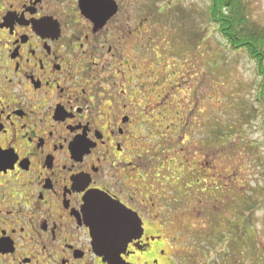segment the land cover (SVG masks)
Listing matches in <instances>:
<instances>
[{"label": "flooded vegetation", "instance_id": "af4514ba", "mask_svg": "<svg viewBox=\"0 0 264 264\" xmlns=\"http://www.w3.org/2000/svg\"><path fill=\"white\" fill-rule=\"evenodd\" d=\"M131 7V0H0V264H110L95 235L111 233L86 207L85 180L154 226L147 244L129 241L137 255L155 250L180 264L171 219L149 211L159 208L153 186L163 180V148L142 144L148 127L173 116L179 84L161 73L140 32L147 20L133 26ZM114 236L111 249L124 256L125 237Z\"/></svg>", "mask_w": 264, "mask_h": 264}, {"label": "rangeland", "instance_id": "374dc122", "mask_svg": "<svg viewBox=\"0 0 264 264\" xmlns=\"http://www.w3.org/2000/svg\"><path fill=\"white\" fill-rule=\"evenodd\" d=\"M247 1L252 20L264 27V0ZM131 4L132 25L143 15L147 21L140 32L159 56L161 73L172 72L179 84L168 117L173 116L147 128V138L158 135L160 143L142 142L149 152L155 147L164 152L163 180L153 184L159 192L152 203L159 208L149 211L154 216L165 211L171 219L168 230L179 233L174 252L180 264H264V203L243 238L236 239L228 223L241 222L246 198L264 191V122L256 102L262 78L256 62L245 51L228 49L210 21V0ZM193 32L205 35L203 46L192 42ZM170 201L178 209L172 215Z\"/></svg>", "mask_w": 264, "mask_h": 264}, {"label": "trees", "instance_id": "16d2710c", "mask_svg": "<svg viewBox=\"0 0 264 264\" xmlns=\"http://www.w3.org/2000/svg\"><path fill=\"white\" fill-rule=\"evenodd\" d=\"M208 15L227 42L230 51H245L256 62L257 74L262 78L256 88V102L260 104L262 122H264V27L252 20L247 0H210ZM191 40L197 44L202 43L203 46L205 35L193 32ZM220 56L222 60L226 57L223 54ZM250 108L255 111L253 105H250ZM263 203L264 191L259 189L256 191V196L254 193L246 198L245 205L238 216L242 221L239 222V219L233 222L228 221L236 231L233 235L236 239L241 236L243 238L247 234L246 230L253 227L254 212Z\"/></svg>", "mask_w": 264, "mask_h": 264}, {"label": "snow or ice", "instance_id": "6c2138e0", "mask_svg": "<svg viewBox=\"0 0 264 264\" xmlns=\"http://www.w3.org/2000/svg\"><path fill=\"white\" fill-rule=\"evenodd\" d=\"M107 2L108 0H97V3L102 6L106 5ZM0 148H3V144H0ZM13 163L14 161H9L7 166L12 167ZM3 165L4 160L0 157V167ZM81 191L86 193L89 207L98 215L101 231L107 229L118 237L121 235L125 237L123 246L120 247V252L125 253V255L117 256L119 264H124L126 260L128 264H167V262L160 260L155 250L144 256H139L136 251L139 245L137 244L136 247L129 245V241L141 237H143V243L147 244L152 237L158 234L153 225L138 219L124 207L104 201L99 193L89 187L87 180L84 181ZM152 247L155 249L157 246L152 245Z\"/></svg>", "mask_w": 264, "mask_h": 264}, {"label": "water", "instance_id": "95a60500", "mask_svg": "<svg viewBox=\"0 0 264 264\" xmlns=\"http://www.w3.org/2000/svg\"><path fill=\"white\" fill-rule=\"evenodd\" d=\"M87 0H84V2H86ZM85 6L86 7H88L86 4H85ZM87 9H89V8H87ZM90 10V9H89ZM104 201H107V202H109L108 200H105L104 199ZM112 203V202H111ZM113 204V203H112ZM87 209L88 210H90L91 211V214L93 215V216H96L97 214H95L94 212H93V210L89 207V202H88V200H87ZM91 215V216H92ZM133 215H135V214H133ZM93 216H92V218H93ZM137 218H138V216L137 215H135ZM95 219H97V218H95ZM139 219V218H138ZM98 222H99V220H98ZM99 224H100V222H99ZM104 231H106V230H104ZM108 232H110L111 233V236H99L98 234H96L95 235V240H96V242L97 243H99L100 244V246H99V248L100 249H98V253H99V255L100 256H102L103 258H104V261L105 262H109L110 264H119V262H118V260H117V256L119 255V253L116 251V252H114L112 249H111V244H110V241H111V239L113 240L114 238H115V236L114 235H112V232L111 231H109L108 230ZM101 243H103V245H101Z\"/></svg>", "mask_w": 264, "mask_h": 264}]
</instances>
